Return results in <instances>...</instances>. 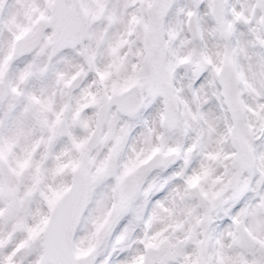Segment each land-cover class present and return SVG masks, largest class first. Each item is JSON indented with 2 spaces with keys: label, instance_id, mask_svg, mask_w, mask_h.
I'll use <instances>...</instances> for the list:
<instances>
[{
  "label": "snow or ice",
  "instance_id": "snow-or-ice-1",
  "mask_svg": "<svg viewBox=\"0 0 264 264\" xmlns=\"http://www.w3.org/2000/svg\"><path fill=\"white\" fill-rule=\"evenodd\" d=\"M0 264H264V0H0Z\"/></svg>",
  "mask_w": 264,
  "mask_h": 264
}]
</instances>
